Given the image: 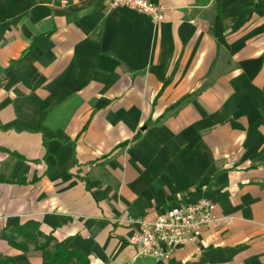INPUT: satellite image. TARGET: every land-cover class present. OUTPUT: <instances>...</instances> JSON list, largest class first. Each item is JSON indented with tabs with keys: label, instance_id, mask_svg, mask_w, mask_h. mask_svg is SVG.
Here are the masks:
<instances>
[{
	"label": "crops",
	"instance_id": "obj_1",
	"mask_svg": "<svg viewBox=\"0 0 264 264\" xmlns=\"http://www.w3.org/2000/svg\"><path fill=\"white\" fill-rule=\"evenodd\" d=\"M150 1L0 0V257L264 264V0ZM200 200L229 219L166 262L116 221Z\"/></svg>",
	"mask_w": 264,
	"mask_h": 264
},
{
	"label": "built area",
	"instance_id": "obj_2",
	"mask_svg": "<svg viewBox=\"0 0 264 264\" xmlns=\"http://www.w3.org/2000/svg\"><path fill=\"white\" fill-rule=\"evenodd\" d=\"M110 7L127 8L151 18L154 23L165 19V8L150 0H110ZM228 219L219 216L211 202L200 200L170 208L151 219L133 218L125 213L116 221L132 227L133 234L128 242L137 246L141 255L166 262L177 249L194 244L203 228L214 227Z\"/></svg>",
	"mask_w": 264,
	"mask_h": 264
},
{
	"label": "trees",
	"instance_id": "obj_3",
	"mask_svg": "<svg viewBox=\"0 0 264 264\" xmlns=\"http://www.w3.org/2000/svg\"><path fill=\"white\" fill-rule=\"evenodd\" d=\"M31 230H34L31 233L30 236L29 234H26V232ZM14 233H18L19 235L23 236L25 239V243L22 246V250L25 251L26 249V244L30 242H34L37 237L40 236L38 232H36V226L32 223L26 224L24 227L15 230ZM2 237L6 238L8 241L10 240V237L8 238L6 235H2ZM50 239H47L46 244L44 246H38L36 247L38 250H40L43 253V259H44V264H58L59 259L62 258L64 259H70L71 254L66 253L64 250L59 249V248H54L52 251H47L48 245H49ZM0 264H13L12 259L6 258V257H0Z\"/></svg>",
	"mask_w": 264,
	"mask_h": 264
}]
</instances>
